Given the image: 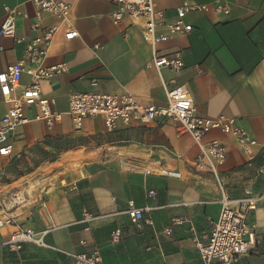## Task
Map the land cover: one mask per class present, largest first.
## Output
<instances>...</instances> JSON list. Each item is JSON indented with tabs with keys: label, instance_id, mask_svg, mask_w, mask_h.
<instances>
[{
	"label": "crops",
	"instance_id": "obj_1",
	"mask_svg": "<svg viewBox=\"0 0 264 264\" xmlns=\"http://www.w3.org/2000/svg\"><path fill=\"white\" fill-rule=\"evenodd\" d=\"M64 1L70 4L69 22L79 33L71 40L63 37L64 21L49 13L36 19L31 0H0V24L6 8L22 12L16 32L21 40L0 37V72L22 55L41 29L56 26L42 65L65 63L67 71L41 83L42 94L55 98L56 110L66 112L68 96L76 92H130L142 104L161 106L167 102V91L180 86L191 93L199 114L233 117L257 141L255 157L249 160L231 136L211 131L203 142L218 140L226 146L224 164L215 174L193 166L198 146L190 135L177 136L170 122L119 125L106 131L96 117L85 119L76 130L64 113L59 123L47 128L33 120L34 109H28L30 120L10 138L12 154L0 156V186L14 189L24 163L38 164L46 150L77 136L100 138L98 149L106 148L109 158L100 152L69 168L66 175H51L35 184L41 190L25 206L12 210L15 224L0 229V264H71L70 254L95 249L103 264H202L192 237L206 241L219 216L223 193L231 199L257 198L246 220L255 226L258 253L240 256L232 264H264V0H225L228 15L187 14L189 32L155 45L143 39L139 20L111 19L114 0ZM153 2L173 20L181 0ZM34 24L41 29L33 28ZM154 49L182 53L183 68H154L149 63ZM28 81L23 74L21 85ZM8 107L0 94V115ZM159 167L181 175L147 173ZM40 198L54 224L43 238L47 246L24 243L17 251L9 250L4 242L16 225L41 231L48 223ZM129 201L143 209L139 223L125 212ZM82 209L92 216L87 222L79 221ZM148 218L152 224L145 221ZM116 229L121 236L112 242Z\"/></svg>",
	"mask_w": 264,
	"mask_h": 264
},
{
	"label": "built area",
	"instance_id": "obj_2",
	"mask_svg": "<svg viewBox=\"0 0 264 264\" xmlns=\"http://www.w3.org/2000/svg\"><path fill=\"white\" fill-rule=\"evenodd\" d=\"M35 7L36 19L42 13H49L65 22L63 37L65 40L76 38L79 33L69 22L70 4L64 0H31ZM115 9L110 13L114 22H119L125 16L139 20L143 39L151 45L167 41L174 34H184L192 29V25L185 21L187 14L195 12H214L228 15L230 6L225 0H212L211 3H202L197 0H181L175 8V18L168 20L165 12L156 8L153 0H114ZM6 15L0 24V37L20 41L16 37L17 21L22 15L20 10L6 8ZM33 28L41 29L39 24ZM56 26H49L40 30V33L25 45L22 55L7 68L0 72V94L5 103L9 104L7 110L0 115V156L9 157L12 154L11 136L20 126L26 124L30 118L28 109H34L33 120L43 122L47 128L59 123L64 113L71 120L74 128L79 130L85 119L101 118L104 129L113 131L119 125L132 124L147 125L156 120L161 124L170 122L176 129L177 136L190 135L198 146L199 152L193 161L198 169H208L217 173V167L224 164L226 146L218 140L203 142L211 131L217 130L233 138L235 144L252 160L255 157L257 141L249 133L238 126L233 117L218 116L211 118L198 113L191 93L183 87L176 86L167 91L165 105L155 106L142 104L130 92L101 93L83 92L72 93L68 96L66 112L55 109L56 100L45 97L41 91L43 81L55 78L67 71L65 63L50 66L42 65L46 52L51 44ZM0 50L3 47L0 46ZM150 65L156 69L170 68L179 70L183 68V56L180 52L171 54L160 53L153 50ZM26 74L29 81L20 83L22 75ZM132 168L134 166H131ZM147 173L165 177H180L177 170L159 167ZM153 193V191H150ZM29 200L26 191L15 188L7 194L0 190V229L6 225L15 224L11 216L12 210L26 204ZM257 198L246 196L240 199H231L224 193L219 199L220 212L217 220L213 222L206 241L202 242L193 235L192 240L202 259V264H232L240 256L257 251V237L255 226L247 222V213L256 206ZM41 213L47 218V224L41 231L33 228L16 225L9 239L4 245L12 251H17L24 243H32L45 247L44 235L54 227L45 201L39 200ZM132 222L139 223L143 219V209L128 202L125 210ZM92 218L85 209L81 210L80 222H87ZM152 224L148 218L145 220ZM167 234L170 228H165ZM121 231L116 229L112 234V242H118ZM71 264H103L97 249L91 253L70 254Z\"/></svg>",
	"mask_w": 264,
	"mask_h": 264
},
{
	"label": "rangeland",
	"instance_id": "obj_3",
	"mask_svg": "<svg viewBox=\"0 0 264 264\" xmlns=\"http://www.w3.org/2000/svg\"><path fill=\"white\" fill-rule=\"evenodd\" d=\"M100 143L102 142L98 137L90 140L89 138L83 136H77L71 138L70 140L66 139L65 144L64 140L62 142H58V146L60 147H54L53 149H49L48 151L46 150L43 154V158L41 160H38V164L32 163V165H30L28 163H24L20 167V174L18 175L16 182H14L12 186L26 191L29 200H31V198L36 195L38 190H41V187H38L41 184L40 182L44 179L50 178L51 175H55L54 177L63 176L64 174L66 175L68 172H70L69 168L79 167L82 162H84L88 158L97 156V154L100 152V154H102L105 159H108L109 157L105 156V153L108 150L104 147L98 149ZM50 162H53L55 164H45L42 166L41 164H39ZM50 166L53 167L50 169ZM35 184L39 185L35 186ZM0 190L2 194H7L12 191L9 187L2 186H0ZM21 206L23 207L25 206V204Z\"/></svg>",
	"mask_w": 264,
	"mask_h": 264
}]
</instances>
